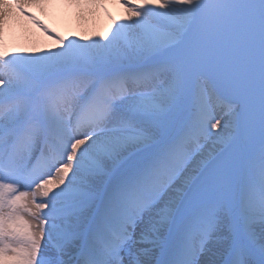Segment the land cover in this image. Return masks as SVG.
Returning a JSON list of instances; mask_svg holds the SVG:
<instances>
[{"label": "snow or ice", "instance_id": "snow-or-ice-1", "mask_svg": "<svg viewBox=\"0 0 264 264\" xmlns=\"http://www.w3.org/2000/svg\"><path fill=\"white\" fill-rule=\"evenodd\" d=\"M62 2L107 31L0 0V264H264V0Z\"/></svg>", "mask_w": 264, "mask_h": 264}, {"label": "bare ground", "instance_id": "bare-ground-1", "mask_svg": "<svg viewBox=\"0 0 264 264\" xmlns=\"http://www.w3.org/2000/svg\"><path fill=\"white\" fill-rule=\"evenodd\" d=\"M54 3H57V1L54 0ZM52 5H54L53 4V0H51V3H49L45 9H43V10L40 9V8L39 9L42 10V12L44 14L50 15V10H52V8H51ZM105 7L106 8L107 7L110 8L111 9V12H112V14L114 16H116V17L118 16V13L119 12L118 13L115 12L116 10H118V8L112 2V0H106ZM29 9H31V8H29ZM95 10H97V12ZM95 10L94 9L87 8V7L79 8L74 13L75 14V17L74 18H73V15L74 14L72 13V17H71L72 19H71V21H69V23L71 22L72 25L75 26V27H77V25L79 26L77 28V31L80 33V36L81 37H87V36L90 37V35H93V37L95 38V36H97V34L102 35L104 32L107 31L110 23L102 15V11H100L98 9H95ZM119 11L122 12L121 9ZM98 13L100 15H98ZM70 16L71 15H68L66 13L65 16H64V18L66 19V21L63 18L65 27H66V23H68L67 22V19ZM53 19H54V17H53ZM7 30L8 31H5V32L13 33L15 36H18L19 34H21V35L24 34L26 39H30L31 41H33L36 44L35 45L36 46L35 51H41V52L48 51L47 45H48V42H50V41L47 38H46V41H44V42L37 41L35 39V37L36 36H39V33L36 30V28H34L31 25L27 24V22H24L22 19L14 20L10 24V26L7 28ZM42 39H43V37H42ZM55 43L56 44H53V47H56V50H58L60 46L57 44V42H55ZM209 148H211V145H209Z\"/></svg>", "mask_w": 264, "mask_h": 264}, {"label": "rangeland", "instance_id": "rangeland-1", "mask_svg": "<svg viewBox=\"0 0 264 264\" xmlns=\"http://www.w3.org/2000/svg\"><path fill=\"white\" fill-rule=\"evenodd\" d=\"M68 10H70V9H68ZM94 10H95V9H94ZM71 11H72V10H71ZM95 11L97 12V10H95ZM98 15H100V14L98 13ZM74 17H75V14L73 15V18H74ZM23 21H24V20H23ZM24 22H26V21H24ZM76 23H77V22H76ZM27 24H28V23H27ZM29 25H30V24H29ZM107 26H108V25H107ZM47 28L49 29V31H51L52 33H54L55 35H58V36L60 37L59 34H56V33L54 32V30L52 29V27H49V26H48ZM36 30H37V29H36ZM37 31H38V30H37ZM38 33H39V36H36L35 39L37 40V38H38V40H41L42 37H43L42 34H44V33L41 32V31H38ZM38 33H37V34H38ZM41 33H42V34H41ZM44 35H45V34H44ZM45 36L47 37V35H45ZM39 37H40V38H39ZM87 37H88V36H87ZM90 37H91V38H94L93 35H90ZM95 37H96V36H95ZM43 39H45V38L43 37ZM23 40L26 41L25 38H24ZM38 40H37V41H38ZM18 41H20L19 38H18L17 42H18ZM49 41H50V42H48L47 47H49V48L51 49V51L56 50V47H53V44H56V43H55L56 41H55L54 39H49ZM34 46H35V45H34Z\"/></svg>", "mask_w": 264, "mask_h": 264}]
</instances>
